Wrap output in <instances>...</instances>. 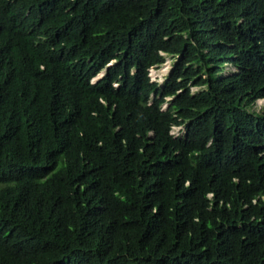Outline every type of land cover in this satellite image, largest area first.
Returning <instances> with one entry per match:
<instances>
[{
  "label": "trees",
  "instance_id": "1",
  "mask_svg": "<svg viewBox=\"0 0 264 264\" xmlns=\"http://www.w3.org/2000/svg\"><path fill=\"white\" fill-rule=\"evenodd\" d=\"M0 264H264V0H0Z\"/></svg>",
  "mask_w": 264,
  "mask_h": 264
},
{
  "label": "rangeland",
  "instance_id": "2",
  "mask_svg": "<svg viewBox=\"0 0 264 264\" xmlns=\"http://www.w3.org/2000/svg\"><path fill=\"white\" fill-rule=\"evenodd\" d=\"M175 58L170 56V55H166L165 60L163 63H161L158 66H152L149 68V77L151 80L153 81H157L159 84L162 83L165 75L168 74V72L170 71L173 62H174ZM235 70V68L230 65V64H226L223 67L222 70V74H227V73H231ZM103 74V71L100 72L97 76L94 77V79L99 78L101 75ZM191 90L195 91L197 90L196 86H191ZM167 99H170L169 97ZM262 99L256 100V105H260V103L262 102ZM168 102H165L162 104V108H165L167 106ZM171 133L173 134V136L175 135H180L183 133V126H173L171 128Z\"/></svg>",
  "mask_w": 264,
  "mask_h": 264
}]
</instances>
